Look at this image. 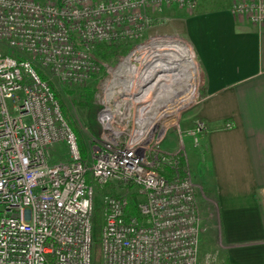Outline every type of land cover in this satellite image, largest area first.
Masks as SVG:
<instances>
[{
	"label": "built area",
	"instance_id": "2783aa9c",
	"mask_svg": "<svg viewBox=\"0 0 264 264\" xmlns=\"http://www.w3.org/2000/svg\"><path fill=\"white\" fill-rule=\"evenodd\" d=\"M196 5L0 0V264H93L97 192L101 264H221L218 250L199 259L200 203L207 200L218 214L217 204L194 182L181 137H192L197 146L207 124L198 118L183 132L178 116L171 125L180 144L164 148L166 113L152 118V103L140 102L155 94L145 92L160 74L147 72L148 46H135L140 59L148 58L144 63L128 58L112 68L93 56L98 44L141 41L156 12L192 11ZM231 11L264 27V0H236ZM101 73L102 130L99 138L88 139L84 159L52 87L81 84ZM64 152L66 159L56 158ZM132 194L136 214L129 211ZM216 222L218 249H227Z\"/></svg>",
	"mask_w": 264,
	"mask_h": 264
},
{
	"label": "crops",
	"instance_id": "0c3cea01",
	"mask_svg": "<svg viewBox=\"0 0 264 264\" xmlns=\"http://www.w3.org/2000/svg\"><path fill=\"white\" fill-rule=\"evenodd\" d=\"M176 23L202 80L180 123L187 130L200 118L208 127L197 146L186 135V162L217 204L227 249L217 243L214 251L227 264H264V27L231 5L185 13Z\"/></svg>",
	"mask_w": 264,
	"mask_h": 264
},
{
	"label": "rangeland",
	"instance_id": "374dc122",
	"mask_svg": "<svg viewBox=\"0 0 264 264\" xmlns=\"http://www.w3.org/2000/svg\"><path fill=\"white\" fill-rule=\"evenodd\" d=\"M197 5L192 11H188L185 9L181 8H176V7H171V8H166L163 9L159 12H156V15L154 18L151 19L150 25L148 29L144 32L142 35V40L141 41H134V40H128V39H118L114 43H107L110 44V47L107 49L108 53H114V48H115V43L119 44L118 48V54L112 55V57L108 60H103L100 58V54L96 52V47L93 51V56L94 59L99 63V64H109L112 66V68L116 67L118 65L119 61L122 60H127L128 58H131L132 61L138 62L140 59V52L137 51L136 45L139 43L143 42L148 46V49H150L151 53H154L152 57V60L155 62H158V56L156 55L158 52L156 49V44L158 43H164L170 40H175L177 42L182 43L183 46L189 48V50L192 52V48L188 45L186 42L185 38L182 35H179L178 32L176 31V20L183 16L185 13L190 14L192 12H197V11H205L209 9H216L217 7H221L224 5L230 6L234 1L236 0H196ZM176 25V26H175ZM163 52V54H166L165 52L167 49L162 48L160 50ZM157 52V53H156ZM134 53V54H133ZM133 54V56H132ZM146 58H143V61L141 63L146 62ZM192 60L194 62V68L193 70L191 68H188V73H189V78L186 79V81L182 83L174 84L173 86L170 85L169 83H164L163 87L160 86L162 84L161 81H158L159 83L157 86H155L154 92L157 93L159 90V87H162L164 91H162L161 96H167L163 98H158V102H153L155 100V94L151 92V94L147 95L146 98L145 96H142L143 98L146 99V102H144L142 99L140 102L143 105H146L147 103L151 102L152 103V108L149 111V116L152 118H159L162 113H166V115L162 118V121L168 123L167 125L170 127L168 130V134L166 136V142L163 144L164 148L173 150L180 144V137L178 135V131L174 129V127L171 125L175 120H177V117L179 116V120L185 116L187 112H189L192 108L195 107L199 95H200V87H201V77L198 72V67L196 60L194 58V54L192 57ZM160 71V70H158ZM193 73V74H192ZM157 74V73H156ZM155 74V76H156ZM177 74V70L170 71V73H167L165 71H160V74H158V78H161L160 76H166V78L172 79L174 76ZM194 76V77H193ZM95 77V78H94ZM155 79V80H157ZM106 80L104 77V74H99V76H93L92 79L81 82V84H64L61 82H57V85L59 86V90L62 93L63 97V102H64V112H65V118L68 120V122L74 126L79 132L80 136L83 142V145L85 147V154H87V145H88V137H87V132L86 129L84 128V122H85V109L84 107L74 104L72 102V99H80V94L81 90L84 86H89L91 88L98 87L100 92L96 95L97 101L99 100V95L101 94L102 90V85L105 84ZM153 83V82H152ZM151 86V85H150ZM150 86L148 87V90H150ZM194 86V87H193ZM194 88V93L191 96L189 90L191 88ZM72 90L73 93L66 94L64 91L66 90ZM184 100V101H183ZM186 100V102H185ZM183 101V102H181ZM64 116V115H63ZM181 125V131L185 130V127L188 126L187 122L180 123ZM182 142L184 145V152L183 154H189L190 150H188V137H186L185 134L182 136ZM56 158H61V159H66L67 156H65L64 153H59L58 155H55ZM186 165V164H185ZM189 166V164H188ZM191 169V168H190ZM193 175V180L195 183L200 184L199 182L196 181V176L191 172ZM202 185V183L200 184ZM203 187V185H202ZM205 188V187H204ZM97 196L95 198V205L100 207L101 206V193L97 192ZM210 197V196H209ZM210 199H212L210 197ZM200 208H201V213H202V231L200 234V242H199V259L200 261L203 260L205 255L209 252H215L214 250L217 247L218 243V230H217V213L215 212L213 205L208 202L207 200H202L200 203Z\"/></svg>",
	"mask_w": 264,
	"mask_h": 264
},
{
	"label": "trees",
	"instance_id": "16d2710c",
	"mask_svg": "<svg viewBox=\"0 0 264 264\" xmlns=\"http://www.w3.org/2000/svg\"><path fill=\"white\" fill-rule=\"evenodd\" d=\"M110 47V44L104 43V44H98L96 45V52L98 54H100V58H102L103 60H108L112 57V55H117L118 54V48H119V44L115 43V48H114V53H108L107 49ZM96 61V60H95ZM95 76V75H94ZM95 78V77H94ZM53 92L55 93L56 97L59 99L60 105H61V109H62V113L65 116V112H64V102H63V97H62V93L59 90V86L57 85V87L53 86L52 87ZM81 94L80 99H72V102L74 104H78L81 107L83 106L85 109V122H84V128L86 129L87 132V137L89 139H96L99 138L100 134H101V127L100 124L98 122V112L101 108L100 103H98L97 101V97L96 95L100 92L98 87H94L91 88L89 86H84L81 90ZM66 94H70L73 93L72 90L68 89L66 91H64ZM68 119V118H67ZM70 124V123H69ZM70 126L72 127V129L75 131L76 135H77V143L79 144V149L81 152V155L83 156V158L85 159L87 157V155L85 154V147L83 145L81 136H80V132L70 124ZM179 163L181 167L185 166V161H184V156L183 154H181L179 156ZM164 175L169 176L170 171L169 170H165ZM204 191L206 193V196H211L212 192L205 189ZM131 199V204L129 206V211L136 214V206H135V194H132L130 196ZM93 264H101V256H100V252H101V244L99 243V237L101 234V225H102V214H101V208L96 206L94 213H93ZM223 255H221L220 259V263L221 264H227L226 263V259L222 257Z\"/></svg>",
	"mask_w": 264,
	"mask_h": 264
},
{
	"label": "bare ground",
	"instance_id": "6f19581e",
	"mask_svg": "<svg viewBox=\"0 0 264 264\" xmlns=\"http://www.w3.org/2000/svg\"><path fill=\"white\" fill-rule=\"evenodd\" d=\"M156 49H159L157 50V56H158V62H154L152 60V57L154 53H151L150 52V59L151 61H149L151 64H150V67H151V70L148 69V73H152L154 72V75L158 72V70L160 71H165L167 73H170V71H174V70H177V74L174 76V78L170 79L169 78H166V76H160L161 78L157 79V80H154V82L151 84L150 86V90H155V86H157V84L159 83L158 81H161L162 84L160 86L163 87L164 83H169V87L170 85L173 86L174 84H177L178 83H182L183 80L184 82L186 81V79L189 78V73H188V68H191L193 70L194 68V62L192 60V57H193V54L192 52L189 50V48L185 47L182 45V43L180 42H177V41H173V40H170L168 39V41L164 42V43H158L156 44ZM164 48V49H167V51L165 52L166 54H163V52H161L160 50ZM143 58H146L145 61H147V57H143ZM143 58L140 59V61L142 62L143 61ZM139 60V59H138ZM149 68V65L146 66V69ZM193 74V73H192ZM147 75H150V74H147ZM194 77V76H193ZM154 79V77L152 78ZM162 87H159V91L157 93H155V102H158V98H163L165 96H167L165 94V96H161L162 95V91H164L165 88H163L162 90ZM194 87V86H193ZM191 88V87H190ZM150 90H147L146 89V92L145 94H147ZM191 96L193 95L194 93V88H191V90H189ZM144 94V96H145ZM184 101V100H183ZM181 101V102H183ZM186 102V100H185Z\"/></svg>",
	"mask_w": 264,
	"mask_h": 264
}]
</instances>
